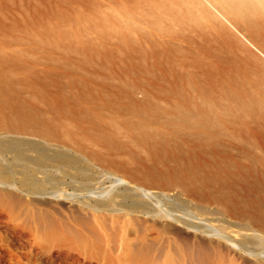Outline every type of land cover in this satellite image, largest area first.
Here are the masks:
<instances>
[{
  "label": "bare ground",
  "instance_id": "6f19581e",
  "mask_svg": "<svg viewBox=\"0 0 264 264\" xmlns=\"http://www.w3.org/2000/svg\"><path fill=\"white\" fill-rule=\"evenodd\" d=\"M137 2L127 21L77 16L98 42L43 12L14 37L60 53L52 93L53 68L0 46V264H264V186H214L261 163L264 60L232 28L264 33V0ZM4 21L2 38L28 28Z\"/></svg>",
  "mask_w": 264,
  "mask_h": 264
},
{
  "label": "rangeland",
  "instance_id": "374dc122",
  "mask_svg": "<svg viewBox=\"0 0 264 264\" xmlns=\"http://www.w3.org/2000/svg\"><path fill=\"white\" fill-rule=\"evenodd\" d=\"M14 1H20L22 5L29 6L30 0H14ZM37 2L39 0H36ZM138 0H44V2L39 3L38 9H33L32 7H10L9 9H4L0 11V16L5 17L4 24L11 26L12 23H14V20H17V26L23 27L25 25L28 26V28L24 29H14L11 32L8 33V35H4L2 38V35L5 30L0 28V46L3 47L4 51L8 54H10L13 51H26V52H32L35 56V63L33 65V69L36 70L39 73H43L45 70H50V68H53L55 71L52 72L55 78H57L56 84H46L45 81L40 82V85L46 89L47 92H55L58 87H66L67 82L69 81V76L64 73V67L62 63L57 64H48L45 59L48 52L45 49V47H42L41 45L37 43H33L29 40H16L14 39L15 36H25L27 32L31 30L32 27L31 23L35 22H41L42 18L39 13L43 12L49 14V24L52 26L56 25H64L67 26H73L74 28H78L77 30L81 33L87 34L90 38H92L95 41H99V34H98V28L97 27H91L88 26V24L81 20H76L77 16L89 18L90 20L94 21L95 17L98 15V11H100L101 14H104L105 16H108V18L116 19V20H126L131 19L130 12L135 10L136 8H139ZM257 2V0H254ZM259 14L256 15L257 18L264 20V6H259ZM55 13H58V17H55ZM54 15V16H53ZM67 16L69 19L68 21H62L59 16ZM226 23L229 24V22L226 21ZM241 23V24H240ZM142 30L147 33H152L155 35L157 32V29L155 30L149 25L143 24L141 25ZM233 31L236 33L238 38L244 43L248 48H250L253 53L260 59L264 60V33L261 31H258L257 29L251 27L246 22L241 21L238 23L237 27ZM238 29V30H237ZM242 30V31H241ZM241 32V33H240ZM132 35L134 37H139L140 33L138 30L135 31V29L132 32ZM243 35V36H242ZM27 36V35H26ZM249 40V41H248ZM146 44V43H145ZM51 55H59L60 53L57 51H51ZM240 57H244V54L237 53ZM249 63V64H248ZM55 65V66H54ZM244 66L247 67H256V64L252 62H246L244 63ZM55 67V68H54ZM91 68V66H88ZM12 71L14 73V76L18 80H23L29 83V79L25 78L26 74L18 67H11ZM1 69V66H0ZM259 73L262 72L261 68H258ZM74 78L81 79L82 74L81 73H75ZM89 86L94 87L95 81L90 79L89 82H87ZM78 86V85H77ZM76 86V87H77ZM20 88L21 85H20ZM19 88V89H20ZM75 88V87H74ZM17 90L15 91V94L17 96H23L26 94L23 90ZM141 92L142 90L139 89L137 96L138 98H141ZM256 154L260 157L261 163L258 164V168L256 171L253 172H244V173H237L234 175H224L222 176V179L224 180L223 185H214V186H264V150L260 148H256L255 150ZM59 176V178H62L66 182L69 181L72 177H74L77 180H80V178L77 176L78 174H75L73 171L69 172L68 175L65 177L61 176V173L56 172ZM102 173L98 177L100 179V184L104 186L112 185L113 177L103 175ZM67 177V178H66ZM67 180H66V179ZM253 179V180H252ZM106 180V181H105ZM109 182V183H107ZM111 183V184H110ZM62 186V185H61ZM69 186H72L71 184Z\"/></svg>",
  "mask_w": 264,
  "mask_h": 264
}]
</instances>
